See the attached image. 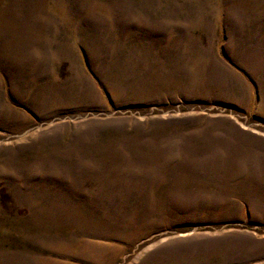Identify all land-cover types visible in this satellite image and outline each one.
I'll list each match as a JSON object with an SVG mask.
<instances>
[{"label": "rangeland", "instance_id": "obj_1", "mask_svg": "<svg viewBox=\"0 0 264 264\" xmlns=\"http://www.w3.org/2000/svg\"><path fill=\"white\" fill-rule=\"evenodd\" d=\"M0 264H264V0H0Z\"/></svg>", "mask_w": 264, "mask_h": 264}]
</instances>
